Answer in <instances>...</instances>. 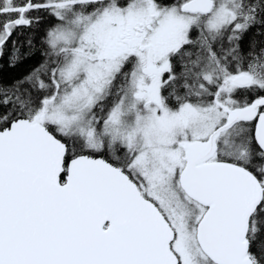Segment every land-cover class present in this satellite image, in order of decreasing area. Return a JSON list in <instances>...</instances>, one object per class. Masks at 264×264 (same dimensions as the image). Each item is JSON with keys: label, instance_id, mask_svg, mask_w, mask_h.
I'll return each mask as SVG.
<instances>
[{"label": "snow or ice", "instance_id": "snow-or-ice-1", "mask_svg": "<svg viewBox=\"0 0 264 264\" xmlns=\"http://www.w3.org/2000/svg\"><path fill=\"white\" fill-rule=\"evenodd\" d=\"M29 59L0 264H264V0H0V61Z\"/></svg>", "mask_w": 264, "mask_h": 264}, {"label": "trees", "instance_id": "trees-1", "mask_svg": "<svg viewBox=\"0 0 264 264\" xmlns=\"http://www.w3.org/2000/svg\"><path fill=\"white\" fill-rule=\"evenodd\" d=\"M19 31L22 33V35L18 37V39H20L21 41L24 40L25 37H27L32 32L31 29L26 27L21 28ZM33 63L34 61L32 59H29L24 63L19 64L15 68H12L7 65L6 61H0V65H2V67H0V78L6 81L18 78L24 75L33 66Z\"/></svg>", "mask_w": 264, "mask_h": 264}]
</instances>
